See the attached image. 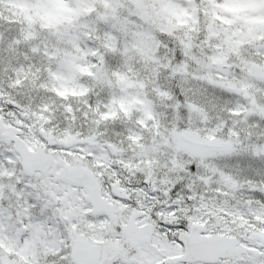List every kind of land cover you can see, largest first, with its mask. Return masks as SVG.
<instances>
[{"label": "snow or ice", "instance_id": "obj_1", "mask_svg": "<svg viewBox=\"0 0 264 264\" xmlns=\"http://www.w3.org/2000/svg\"><path fill=\"white\" fill-rule=\"evenodd\" d=\"M0 264H264V0H0Z\"/></svg>", "mask_w": 264, "mask_h": 264}]
</instances>
